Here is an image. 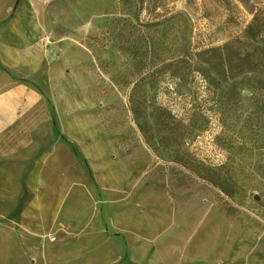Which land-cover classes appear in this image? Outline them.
<instances>
[{
	"label": "rangeland",
	"instance_id": "rangeland-1",
	"mask_svg": "<svg viewBox=\"0 0 264 264\" xmlns=\"http://www.w3.org/2000/svg\"><path fill=\"white\" fill-rule=\"evenodd\" d=\"M33 1L56 53L0 154L44 249L9 238L0 264H264V0ZM233 88L246 99L226 120Z\"/></svg>",
	"mask_w": 264,
	"mask_h": 264
},
{
	"label": "crops",
	"instance_id": "crops-1",
	"mask_svg": "<svg viewBox=\"0 0 264 264\" xmlns=\"http://www.w3.org/2000/svg\"><path fill=\"white\" fill-rule=\"evenodd\" d=\"M47 21L45 10L33 0H23L7 20L0 19V134L15 127L40 101V80L56 53L55 46L45 41L50 32ZM27 193L14 156L0 154V247L9 238H18L36 258L34 252L44 249L39 232L47 221L26 200ZM114 243L111 238L100 246ZM118 254L104 264H130L129 257Z\"/></svg>",
	"mask_w": 264,
	"mask_h": 264
},
{
	"label": "trees",
	"instance_id": "trees-1",
	"mask_svg": "<svg viewBox=\"0 0 264 264\" xmlns=\"http://www.w3.org/2000/svg\"><path fill=\"white\" fill-rule=\"evenodd\" d=\"M121 1L123 2V4L128 6L129 4H131V1L133 0H121ZM257 19L258 18L254 19V24L257 21ZM254 24H252L249 27L248 31L250 32L253 31V29L255 28V26L259 24V22H257L255 25ZM255 88L264 90V80L262 79L255 80ZM234 89L235 88H233L231 92L233 94L232 97L229 94H223V97H221L222 104L220 106V110H221L223 119H226V120L233 119L234 117L237 116L239 108H241L242 101L246 99L244 96L241 95V93L236 92V90ZM259 120H260V116H259V111L257 110L248 115L246 124L248 126H252V124L258 123ZM186 127H187L186 125L183 126L182 130L184 131V133H185ZM213 184L228 193L229 192L232 193L235 189V183L230 178L222 179L218 176L213 182Z\"/></svg>",
	"mask_w": 264,
	"mask_h": 264
}]
</instances>
